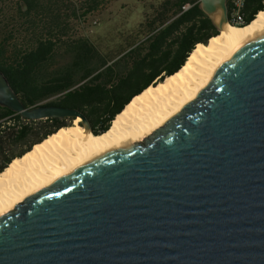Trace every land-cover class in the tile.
Returning a JSON list of instances; mask_svg holds the SVG:
<instances>
[{
	"label": "water",
	"instance_id": "1",
	"mask_svg": "<svg viewBox=\"0 0 264 264\" xmlns=\"http://www.w3.org/2000/svg\"><path fill=\"white\" fill-rule=\"evenodd\" d=\"M193 1L228 24L227 0ZM0 106L91 132L78 110L26 108L1 70ZM0 264H264V32L157 131L1 215Z\"/></svg>",
	"mask_w": 264,
	"mask_h": 264
},
{
	"label": "trees",
	"instance_id": "2",
	"mask_svg": "<svg viewBox=\"0 0 264 264\" xmlns=\"http://www.w3.org/2000/svg\"><path fill=\"white\" fill-rule=\"evenodd\" d=\"M105 1L83 0L81 14L70 4V15H58L51 1L14 0V13L0 16V70L21 103L33 108L52 100L45 105L78 110L95 136L108 130L135 95L175 74L196 45L219 33L198 2L160 0L140 25L142 38L115 54L103 53L87 38L70 34L69 19L84 17ZM263 10V0H246L240 27ZM66 121H28L0 106V173L69 126Z\"/></svg>",
	"mask_w": 264,
	"mask_h": 264
},
{
	"label": "bare ground",
	"instance_id": "3",
	"mask_svg": "<svg viewBox=\"0 0 264 264\" xmlns=\"http://www.w3.org/2000/svg\"><path fill=\"white\" fill-rule=\"evenodd\" d=\"M264 32V10L243 27L226 24L206 45L198 44L172 76L133 97L106 132L93 135L80 119L58 129L0 173V216L61 180L80 164L137 142L161 128L202 93L222 63L247 39Z\"/></svg>",
	"mask_w": 264,
	"mask_h": 264
},
{
	"label": "rangeland",
	"instance_id": "4",
	"mask_svg": "<svg viewBox=\"0 0 264 264\" xmlns=\"http://www.w3.org/2000/svg\"><path fill=\"white\" fill-rule=\"evenodd\" d=\"M14 0H0V16H10L14 13ZM54 3L55 12L70 15L73 4L78 14L84 8L83 0H46ZM160 0H106L98 9L84 17L70 20L69 32L76 36L87 38L88 41L103 53L115 54L127 48L134 40L144 34L140 25L145 23L153 8ZM52 16V15H51ZM48 100L43 103L51 102ZM73 120H67L68 125ZM91 130V129H90ZM17 151V149H16Z\"/></svg>",
	"mask_w": 264,
	"mask_h": 264
},
{
	"label": "built area",
	"instance_id": "5",
	"mask_svg": "<svg viewBox=\"0 0 264 264\" xmlns=\"http://www.w3.org/2000/svg\"><path fill=\"white\" fill-rule=\"evenodd\" d=\"M245 1L246 0H227L229 6L227 13L229 25L240 27L245 23Z\"/></svg>",
	"mask_w": 264,
	"mask_h": 264
}]
</instances>
